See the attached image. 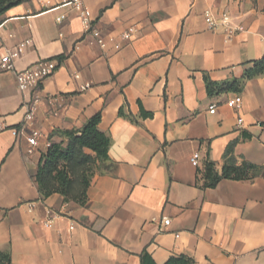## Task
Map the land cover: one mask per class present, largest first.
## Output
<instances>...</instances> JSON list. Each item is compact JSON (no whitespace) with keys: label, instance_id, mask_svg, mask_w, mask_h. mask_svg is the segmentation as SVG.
<instances>
[{"label":"crops","instance_id":"obj_1","mask_svg":"<svg viewBox=\"0 0 264 264\" xmlns=\"http://www.w3.org/2000/svg\"><path fill=\"white\" fill-rule=\"evenodd\" d=\"M82 2L94 28L119 37L135 26L133 40L120 51L101 49L73 0H31L0 19V56L32 41L14 69L0 73V253L11 264H141L144 252L156 264L173 256L264 264V177L204 186L207 163L221 172L228 147L239 163L264 165V73L251 76L264 57V0ZM208 13L244 30L213 32ZM49 59L58 66L37 91L28 131L43 138L30 155L21 133L30 96L19 91L16 71ZM207 79L225 90L210 95ZM236 96L239 111L226 106ZM99 113L109 159L98 163L85 205L43 197L35 177L51 149L45 143L66 144L61 132L81 131Z\"/></svg>","mask_w":264,"mask_h":264},{"label":"trees","instance_id":"obj_2","mask_svg":"<svg viewBox=\"0 0 264 264\" xmlns=\"http://www.w3.org/2000/svg\"><path fill=\"white\" fill-rule=\"evenodd\" d=\"M31 0H0V19L11 8ZM1 24V21H0ZM264 73V57L254 62L251 76ZM210 95L215 91L225 90V86L215 89V83L207 79ZM120 114L124 115L123 109ZM143 118H151L153 115L145 110L141 111ZM136 121V120H134ZM101 114L93 116L81 131H63L60 134L67 139L64 142H53L47 153H42L35 180L39 185V191L43 197L53 194H61L65 200H72L79 205H85L94 173H90L86 167L90 162L102 163L109 159L111 139L99 130ZM90 150L94 155L86 153ZM66 161L69 166L71 179L60 169L59 162ZM264 177V165H256L245 159L241 163L234 155L233 148L228 147L224 155V165L221 172L214 162L206 165L204 173L205 187L215 188L222 180L253 181ZM79 188H76V184ZM141 264H156L148 252L141 256ZM0 264H11L10 256L0 253ZM166 264H196L187 256H173Z\"/></svg>","mask_w":264,"mask_h":264},{"label":"built area","instance_id":"obj_3","mask_svg":"<svg viewBox=\"0 0 264 264\" xmlns=\"http://www.w3.org/2000/svg\"><path fill=\"white\" fill-rule=\"evenodd\" d=\"M75 5V9L80 13V17L83 20L84 24L87 27V33L94 39L95 43L103 50H107L110 46L115 51H120L125 43H129L133 40V37L137 31L135 26L128 28L125 32H123L119 37L114 36H106L101 30L94 28L91 25L92 22V14L90 10L84 6L82 0H73ZM64 17L59 19V22L62 21ZM205 22L207 27L213 32L225 31L226 34L231 37L238 31H243V26H233L229 19V16L224 14L221 20H217L211 14H206ZM32 44L31 40L22 42L18 44L16 47L12 49H7L3 55L0 56V73L11 71L14 69V61L20 58L26 51L28 47ZM57 62L55 60H41L26 68L24 70L16 71V83L19 91L30 97L25 99L24 108L25 117L24 124L21 129V133L26 136L28 142L27 153L32 155L34 154L41 145V139L43 138V134L38 130H30L28 131V126L32 124L35 120L40 99L37 94L39 86L49 77L53 76L57 70ZM76 79L79 78V75L75 76ZM90 87L89 84H86L82 87L83 90H86ZM243 99L241 96H236L232 100L226 103V106L231 110L239 111L242 108ZM218 103L214 102L210 106V113L215 114L218 110ZM244 123L243 118H238V125L242 126ZM45 148H51V142L45 143ZM201 155L200 153H196L192 157V164L195 167H199ZM165 225H169L170 221L165 220ZM47 226L51 227V223H48ZM74 229V226L71 227V230Z\"/></svg>","mask_w":264,"mask_h":264},{"label":"rangeland","instance_id":"obj_4","mask_svg":"<svg viewBox=\"0 0 264 264\" xmlns=\"http://www.w3.org/2000/svg\"><path fill=\"white\" fill-rule=\"evenodd\" d=\"M63 165V164H62ZM60 167V166H59ZM99 168H100V165H98L97 163H93V162H90L88 164V166L86 167V169L92 174V173H95L97 171H99ZM70 179H71V175L69 173V166L67 165V162L65 165H63L61 168H60ZM76 188H79V184L77 183L76 184Z\"/></svg>","mask_w":264,"mask_h":264}]
</instances>
